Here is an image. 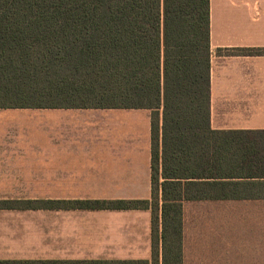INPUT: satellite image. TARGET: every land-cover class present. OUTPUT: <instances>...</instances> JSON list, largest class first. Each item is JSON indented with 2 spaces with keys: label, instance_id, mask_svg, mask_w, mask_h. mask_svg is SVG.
Returning <instances> with one entry per match:
<instances>
[{
  "label": "trees",
  "instance_id": "obj_1",
  "mask_svg": "<svg viewBox=\"0 0 264 264\" xmlns=\"http://www.w3.org/2000/svg\"><path fill=\"white\" fill-rule=\"evenodd\" d=\"M59 108L151 112V200L75 201L69 208L150 210L152 264L160 255L162 264L187 263L192 204L264 200V131L211 127L210 0H0V109ZM17 204L0 201V209L52 208ZM236 231L247 232L248 242L213 240L212 247L228 242L243 252L232 258L246 259L260 235L248 226Z\"/></svg>",
  "mask_w": 264,
  "mask_h": 264
},
{
  "label": "crops",
  "instance_id": "obj_2",
  "mask_svg": "<svg viewBox=\"0 0 264 264\" xmlns=\"http://www.w3.org/2000/svg\"><path fill=\"white\" fill-rule=\"evenodd\" d=\"M210 45L212 129L264 131V0H210ZM150 120L148 110L0 109V201L151 199ZM200 204L259 217L237 226L260 237L246 259L223 241L201 252L215 260L194 264H264V200ZM29 212L0 209V262L152 264L150 210L54 209L41 255L30 247Z\"/></svg>",
  "mask_w": 264,
  "mask_h": 264
},
{
  "label": "rangeland",
  "instance_id": "obj_3",
  "mask_svg": "<svg viewBox=\"0 0 264 264\" xmlns=\"http://www.w3.org/2000/svg\"><path fill=\"white\" fill-rule=\"evenodd\" d=\"M142 126L144 121V114H141ZM31 186L45 187L46 185L31 184ZM42 193H34L30 195H41ZM144 200V199H143ZM151 199H148L150 201ZM81 201V200H75ZM75 201H54L51 199H29L27 201H12L18 203L19 206H24V203L35 202L36 206H40L42 203H52V208H34L29 212V230H30V247H33V242L38 249H40V255L44 254L46 247L52 245V225H53V210L60 208L72 207V202ZM85 201H141V200H82ZM73 209V208H71ZM186 245H187V264H194L199 259V254L204 250L206 246H211L213 240H239V237L244 238V242L247 243V232L236 231L238 228L237 219L241 217L235 214L229 215L232 221L229 222V232L223 233L220 228H224L221 224L222 216L220 212L213 211L211 207H204L201 204H192L187 208L186 212ZM255 236L259 235V232L254 233ZM202 257V255H201ZM160 264H162L161 255L159 258Z\"/></svg>",
  "mask_w": 264,
  "mask_h": 264
}]
</instances>
